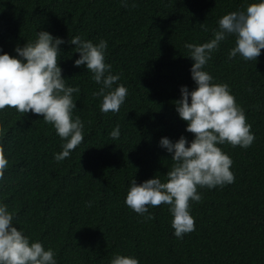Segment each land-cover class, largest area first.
<instances>
[{"label": "trees", "instance_id": "1", "mask_svg": "<svg viewBox=\"0 0 264 264\" xmlns=\"http://www.w3.org/2000/svg\"><path fill=\"white\" fill-rule=\"evenodd\" d=\"M0 0V52L46 30L61 37L57 63L73 93L83 139L60 162L61 138L41 114L0 110V146L8 165L0 177V202L14 213V226L29 240L52 248L56 264H109L114 254L139 264H264V49L255 60L229 59L228 35L204 66L213 83L228 85L243 109L254 140L246 147L218 145L232 160L234 180L224 186L197 187L190 201L194 230L175 237L168 205L148 206L141 215L124 198L129 181L166 179L171 154L160 137L188 140L174 107L179 86L191 90V58L185 43L212 37L217 20L242 11L253 0ZM106 40L105 62L128 92L119 111L101 112L99 85L78 57L73 35ZM120 126V136L109 133Z\"/></svg>", "mask_w": 264, "mask_h": 264}, {"label": "clouds", "instance_id": "2", "mask_svg": "<svg viewBox=\"0 0 264 264\" xmlns=\"http://www.w3.org/2000/svg\"><path fill=\"white\" fill-rule=\"evenodd\" d=\"M122 6H127L121 0ZM228 35L234 37V46L228 50L231 59L239 55L244 60H255L264 49V0H253L242 11H230L217 20L212 37L203 43H185L191 58L190 77L194 87L179 86V99L174 101L178 117L185 121V131L193 134L188 140L180 135L175 141L160 137L158 146L170 153L173 162L161 181L152 176L136 183L129 181L124 203L137 214H152L148 206L168 205L173 235L194 230V218L189 211L190 201H200L197 187L224 186L234 180L230 170L232 160L218 145L225 142L232 146L248 147L254 140L250 125L246 123L243 109L235 102L228 85L213 83V77L204 66ZM65 41L46 30L35 32V38L14 47L15 55L0 52V110L14 108L19 113L31 111L41 114L61 138V150L53 153L60 162L70 155L83 139V123L73 117L75 100L73 93L79 88L66 84L58 66L59 45ZM67 43L74 45L78 57L75 66L83 65L91 73V79L99 85L93 96L100 98L101 112L115 113L127 95V88L113 74L111 64L105 62L107 42L97 43L73 35ZM115 140L120 136V126L109 133ZM8 165L5 150L0 146V177ZM14 213L0 202V264H56L52 248H45L38 240H29L23 230L14 226ZM109 264H139L136 257L114 254Z\"/></svg>", "mask_w": 264, "mask_h": 264}]
</instances>
